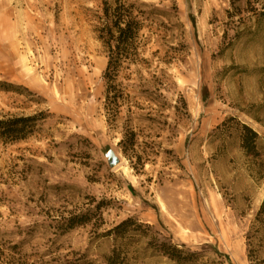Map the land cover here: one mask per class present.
Masks as SVG:
<instances>
[{"label":"rangeland","instance_id":"rangeland-1","mask_svg":"<svg viewBox=\"0 0 264 264\" xmlns=\"http://www.w3.org/2000/svg\"><path fill=\"white\" fill-rule=\"evenodd\" d=\"M140 1L156 21L144 62L120 70L110 126L102 0H0V82L19 88L0 91V118L47 114L0 143V244L25 264H177L154 239L196 254L182 264H264V0ZM243 126L258 137L248 153Z\"/></svg>","mask_w":264,"mask_h":264},{"label":"trees","instance_id":"trees-1","mask_svg":"<svg viewBox=\"0 0 264 264\" xmlns=\"http://www.w3.org/2000/svg\"><path fill=\"white\" fill-rule=\"evenodd\" d=\"M163 1V0H160ZM140 0H102L101 15L97 17V26L94 30L96 39L107 54V64L103 72L105 83L104 111L106 122L113 126L119 114L121 94L118 91L117 78L125 64L143 63L139 50L142 47V33L148 32L156 21L154 11ZM176 10V7H172ZM18 87L0 82V91L18 93ZM47 118L45 112H38L30 116H6L0 118V143L12 145L25 141L35 135L37 126ZM244 134L241 136V146L245 152H251L253 142L258 139L257 134L246 126L242 127ZM118 146L124 156L135 146V134L124 129L122 139ZM140 162V158H138ZM99 207L97 206V209ZM264 213V203L260 214ZM89 222L87 215H72L64 220L65 229H72ZM134 224L132 219H126L106 233L110 235H125L128 227ZM169 260L182 264L190 261L196 254L185 249L184 245L177 246L168 240L154 239L147 243ZM111 262V261H110ZM0 264H25L17 245L0 244Z\"/></svg>","mask_w":264,"mask_h":264},{"label":"water","instance_id":"water-1","mask_svg":"<svg viewBox=\"0 0 264 264\" xmlns=\"http://www.w3.org/2000/svg\"><path fill=\"white\" fill-rule=\"evenodd\" d=\"M105 151H106V157L108 158L110 162V166L112 168L115 167L117 165V159H116L114 152L109 147H106Z\"/></svg>","mask_w":264,"mask_h":264}]
</instances>
